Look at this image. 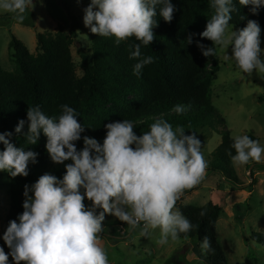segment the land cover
<instances>
[{"label":"clouds","instance_id":"1","mask_svg":"<svg viewBox=\"0 0 264 264\" xmlns=\"http://www.w3.org/2000/svg\"><path fill=\"white\" fill-rule=\"evenodd\" d=\"M79 3V0H77ZM214 14L199 35L212 42L205 47L197 43L204 57H217L234 64L242 74L253 71L264 79V48L261 27L256 20L233 30L232 13L240 6H250L257 15L264 0H208ZM35 7L33 0H0V13H9L18 23ZM177 11L171 0H90L83 8V24L91 33L114 38V43L134 37L129 59L135 60L133 74L139 77L152 56H143L141 45L154 40L153 29L159 16L171 22ZM244 19L243 16L240 18ZM192 43L191 36L186 38ZM231 46V55L227 49ZM219 49V52L217 51ZM190 106L176 105L173 111L185 113ZM59 116H48L39 105L26 112L28 145H35L41 133L46 137L45 149L55 164L65 161L62 178L45 173L23 190V211L16 220L9 221L2 239L9 249L0 247V264H110L106 249L101 245L106 215L126 223L131 229L140 227L141 235L159 230L158 245L176 242L198 226L193 225L176 208L185 190L199 185L206 176L207 161L196 132L185 135L183 126L173 128L164 119L150 125V130L137 136L131 121L104 125L103 142L81 136L85 127L79 114L67 104L60 106ZM26 121L21 119L14 132L19 134ZM13 132L0 133V172L10 177H27L29 165L36 164L38 153L15 146ZM83 139L77 150L76 141ZM231 148V162L242 167L251 161H264V144L247 134L235 135ZM91 201L86 207L84 201ZM98 209L100 211H98ZM206 215V209L200 212ZM201 253L212 252V242L206 235L199 243Z\"/></svg>","mask_w":264,"mask_h":264},{"label":"trees","instance_id":"2","mask_svg":"<svg viewBox=\"0 0 264 264\" xmlns=\"http://www.w3.org/2000/svg\"><path fill=\"white\" fill-rule=\"evenodd\" d=\"M177 11L171 22L157 16L158 26L153 29L154 40L149 46L141 45L143 56H152L154 62L146 65L142 74H133L135 60L129 59L131 46L139 43L134 37L114 43V38L97 36L72 14L71 23L65 27L58 25L55 32L36 33V52H30L24 43L11 34L8 43L9 55L14 63L11 71L0 66V133L13 132L11 142L17 147L38 153L37 163L29 165L27 177H10L8 181L9 205L5 221L16 220L22 213L24 186L31 185L53 163L45 149L46 137L41 133L35 145H28L23 133L27 132V109L39 105L48 116H59L60 106L67 104L79 114L77 121L85 127L81 136L95 138L102 143L106 135L104 125L129 120L135 126L137 136L150 130V125L164 119L173 128L183 126L186 135L198 127L219 125L220 144L211 152L210 165L206 171L221 174L233 186L239 180L232 168L231 148L233 140L221 113L208 102L212 81L219 70L212 64L209 73L210 57H204L197 43L205 47L212 42L199 34L205 30L208 19L214 14L208 0H171ZM232 13L230 26L243 28L248 20H256L264 30V7L257 15H252L250 6H240ZM241 16L244 17L241 20ZM83 29L91 40L88 53L79 50L82 75L75 74L71 45L78 38V30ZM191 36L192 43L186 38ZM188 105L183 114L173 111L176 105ZM26 121L22 132H14L18 121ZM257 140V136L248 134ZM77 150L83 148V139L75 142ZM3 145H0V150ZM192 189L185 190L181 198ZM85 203V202H84ZM176 207L189 221L198 226L187 239L199 246L204 236L212 242L213 251L205 256L207 264H227L225 252L216 237V222L222 206L216 202L203 205L183 204L177 201ZM206 209V215L200 212ZM99 211V209H98ZM183 238V236H182ZM184 239V238H183ZM251 241L264 249V232L251 231L246 242ZM0 247H5L0 243ZM9 264H13L9 261ZM23 264V262H22Z\"/></svg>","mask_w":264,"mask_h":264},{"label":"rangeland","instance_id":"3","mask_svg":"<svg viewBox=\"0 0 264 264\" xmlns=\"http://www.w3.org/2000/svg\"><path fill=\"white\" fill-rule=\"evenodd\" d=\"M33 2L35 7L25 14L22 23L16 22L12 14L0 13V66L4 70L11 71L14 68L8 51L11 34L35 53V33L55 32L58 28H52L49 19L58 21L67 32L71 23L69 15L72 14L80 21L83 29L86 28L83 24V8L90 0H79V3L77 0ZM83 29L78 30V38L70 47L77 76L82 75L79 50L88 53L91 46V40ZM239 29L242 28L233 26L234 31ZM260 38V47L264 48L262 28ZM226 51L231 55V46ZM211 59L205 73H209L214 63L218 64L219 70L212 81L208 102L221 113L231 137L253 134L264 144V79L255 70L251 75L242 74L234 64L225 61L222 54ZM219 129L220 126L214 124L212 127H198L195 130L208 167L211 152L221 142ZM68 163L71 161L49 168L47 173L62 178L65 164ZM232 168L239 184L233 186L221 174L206 171L204 180L179 200L183 204L193 205L211 201L222 206L216 222V237L225 252L227 264H264V249L254 242H246L251 231L264 232V161H251L242 167L232 165ZM84 202L86 207L91 206V201L85 199ZM8 205V181L5 172H0V237L8 226L5 221ZM102 226L104 231L100 234V242L108 253L110 264H207L194 240L181 238L161 246L156 243L159 238L158 229L142 236L140 227L131 229L111 215L105 216ZM0 243L7 254L9 249L2 239ZM9 261H12L11 257Z\"/></svg>","mask_w":264,"mask_h":264},{"label":"crops","instance_id":"4","mask_svg":"<svg viewBox=\"0 0 264 264\" xmlns=\"http://www.w3.org/2000/svg\"><path fill=\"white\" fill-rule=\"evenodd\" d=\"M49 22H50V24H51V27L53 28V27H56V26H58L60 23H58V21H56L55 19H49ZM32 25H35V24H33V22H32ZM61 25V24H60ZM53 30V29H52ZM35 38H36V33H35ZM36 47V46H35ZM30 51V50H29ZM31 52V51H30Z\"/></svg>","mask_w":264,"mask_h":264}]
</instances>
